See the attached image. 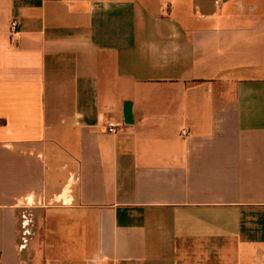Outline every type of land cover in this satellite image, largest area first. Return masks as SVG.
<instances>
[{"label": "crops", "instance_id": "crops-1", "mask_svg": "<svg viewBox=\"0 0 264 264\" xmlns=\"http://www.w3.org/2000/svg\"><path fill=\"white\" fill-rule=\"evenodd\" d=\"M69 232L81 264H264V0H0V264H76Z\"/></svg>", "mask_w": 264, "mask_h": 264}, {"label": "rangeland", "instance_id": "rangeland-1", "mask_svg": "<svg viewBox=\"0 0 264 264\" xmlns=\"http://www.w3.org/2000/svg\"><path fill=\"white\" fill-rule=\"evenodd\" d=\"M22 218V217H21ZM23 219V218H22ZM27 219L29 221V238H35L37 236V226H38V222H37V216H36V213H31V212H28L27 213ZM60 224H64L60 221ZM71 232L67 233V235H64V233L60 234L61 236H58V239H62L63 241H67L65 243V247H64V253L70 255L69 258H71V262H75L76 264H81L80 263V260H79V257H76L77 253H80L79 251V248H78V243H79V240L82 239L83 235H80V234H77V235H70ZM20 235L22 236V232L20 233ZM61 237V238H60ZM64 237V238H62ZM53 238L55 239V236H53ZM57 239V238H56ZM58 239L55 241V242H58ZM61 244L59 245H63L64 243L63 242H60Z\"/></svg>", "mask_w": 264, "mask_h": 264}, {"label": "built area", "instance_id": "built-area-1", "mask_svg": "<svg viewBox=\"0 0 264 264\" xmlns=\"http://www.w3.org/2000/svg\"><path fill=\"white\" fill-rule=\"evenodd\" d=\"M16 27H17V21L14 19V20H12V22L10 24V28H11L12 31H15ZM107 130L109 132H115L117 129H116L115 125L109 123V124H107ZM188 134H189V131L186 130V129L181 131V135L183 137H187ZM27 224H28V222L26 223V221L24 219V222L22 223V236H21L22 244L26 243V236L28 235Z\"/></svg>", "mask_w": 264, "mask_h": 264}]
</instances>
